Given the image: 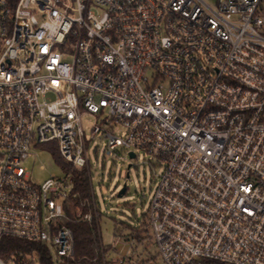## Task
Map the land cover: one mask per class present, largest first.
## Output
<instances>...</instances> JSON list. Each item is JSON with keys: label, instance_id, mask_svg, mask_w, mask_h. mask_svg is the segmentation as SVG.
I'll return each instance as SVG.
<instances>
[{"label": "built area", "instance_id": "2783aa9c", "mask_svg": "<svg viewBox=\"0 0 264 264\" xmlns=\"http://www.w3.org/2000/svg\"><path fill=\"white\" fill-rule=\"evenodd\" d=\"M85 115L106 158L160 169L147 223L161 264H264V0H0V245L42 244L51 264L126 260L115 252L132 243L77 260L72 179L29 177L31 148H57L90 179L74 220L98 223Z\"/></svg>", "mask_w": 264, "mask_h": 264}, {"label": "rangeland", "instance_id": "374dc122", "mask_svg": "<svg viewBox=\"0 0 264 264\" xmlns=\"http://www.w3.org/2000/svg\"><path fill=\"white\" fill-rule=\"evenodd\" d=\"M212 6L217 0H206ZM96 118L91 115L83 116V128L87 137L93 136L92 127ZM112 134L120 135V125L114 130L108 129ZM93 141L89 146V157L91 164V175L93 191L96 194L97 209L100 214L98 219L96 239L99 240V248L103 245L106 255L111 253L113 244H131L118 247L114 259H118L119 251L121 256H131L136 248V241H126L128 231L123 223L133 222L137 227L144 230L147 225L149 204L156 188L155 174L160 172L159 168L151 167L145 161L148 157L139 155L136 159L128 160L127 155L120 153L110 158L104 155L105 148L98 136H93ZM103 139V137H101ZM52 147V146H51ZM50 147V148H51ZM49 148V149H50ZM46 145H38L31 148L30 156L26 162L29 169V177L32 184H41L53 175L63 177L65 170L58 164ZM131 166L130 170L128 167ZM128 177V178H127ZM127 184L126 192L119 197V191ZM125 236V237H124ZM144 245L137 246V252L145 248L147 250L142 255V259L148 260L150 257L157 258V248L152 238L151 229L141 235ZM120 238V239H119ZM132 241V242H131ZM76 256V255H75ZM77 260H80L76 256ZM157 263L161 264L159 258ZM125 262V261H124ZM8 264H18L11 261ZM125 264V263H124Z\"/></svg>", "mask_w": 264, "mask_h": 264}, {"label": "trees", "instance_id": "16d2710c", "mask_svg": "<svg viewBox=\"0 0 264 264\" xmlns=\"http://www.w3.org/2000/svg\"><path fill=\"white\" fill-rule=\"evenodd\" d=\"M50 145H48L49 147ZM52 155L56 159L57 163L63 166L65 170V174L70 176L72 182L74 184L73 190L71 191L72 197H70V206L65 208L68 220L66 221V225L70 230H72L75 240V255L80 258V260H96L101 261L103 256L101 255V250L99 248V240L96 239L97 234V222L93 223H83L76 222L74 220V213L77 208L83 210L84 213L91 211L92 208V194H91V184L90 179L88 178L87 170H79L75 168L72 164H68L60 156L59 150L57 148H53ZM125 225V229L128 231L127 237L124 238L126 241H136L137 246L144 245V241L141 235L144 232H149V224L144 227V230L137 227L133 222L123 223ZM125 237V236H124ZM131 241V242H132ZM134 249L131 253L132 255H127L125 264H149L154 262L157 263L156 257H150L148 260L142 259V255L147 250L145 248L141 251V254L137 252V249ZM20 251L23 253L36 251L38 253L39 261L41 264H51L50 259L46 254V250L44 246L41 244L23 242L21 240L13 239V238H5L2 240V244L0 245V256L7 258L11 252ZM123 263V264H124Z\"/></svg>", "mask_w": 264, "mask_h": 264}, {"label": "water", "instance_id": "95a60500", "mask_svg": "<svg viewBox=\"0 0 264 264\" xmlns=\"http://www.w3.org/2000/svg\"><path fill=\"white\" fill-rule=\"evenodd\" d=\"M130 156L133 158V157H134V154H133V153H130ZM131 166H132V165H130V166L128 167V170H130ZM127 178H128V177H127ZM126 187H127V184H125V185L122 187V189L119 191V197H121L122 195L125 194V192H126Z\"/></svg>", "mask_w": 264, "mask_h": 264}]
</instances>
